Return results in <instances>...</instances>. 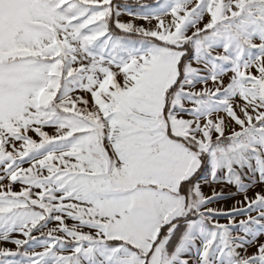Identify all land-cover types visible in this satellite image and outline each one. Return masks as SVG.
I'll use <instances>...</instances> for the list:
<instances>
[{"label":"snow or ice","instance_id":"obj_1","mask_svg":"<svg viewBox=\"0 0 264 264\" xmlns=\"http://www.w3.org/2000/svg\"><path fill=\"white\" fill-rule=\"evenodd\" d=\"M0 264H264V0H0Z\"/></svg>","mask_w":264,"mask_h":264},{"label":"rangeland","instance_id":"obj_2","mask_svg":"<svg viewBox=\"0 0 264 264\" xmlns=\"http://www.w3.org/2000/svg\"><path fill=\"white\" fill-rule=\"evenodd\" d=\"M257 190H259V189H253V191H257ZM249 195H250V196L252 195V191L249 192ZM234 199L239 200V199H241V197H240L239 195H237V196L234 197ZM222 203L225 204V205H230V204L232 203V200L223 201ZM253 215H255V213H253ZM239 218H240V217H238V219H239ZM7 246H8V247H14V246H12V245H7Z\"/></svg>","mask_w":264,"mask_h":264}]
</instances>
